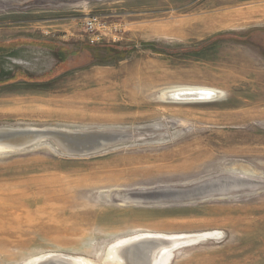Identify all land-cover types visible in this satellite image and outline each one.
I'll list each match as a JSON object with an SVG mask.
<instances>
[{
  "label": "rangeland",
  "instance_id": "1",
  "mask_svg": "<svg viewBox=\"0 0 264 264\" xmlns=\"http://www.w3.org/2000/svg\"><path fill=\"white\" fill-rule=\"evenodd\" d=\"M16 49L0 128L53 135L0 147V264H104L142 235L175 237L164 264H264V0H0ZM198 86L218 94L162 95ZM223 176L245 186L186 197Z\"/></svg>",
  "mask_w": 264,
  "mask_h": 264
},
{
  "label": "bare ground",
  "instance_id": "2",
  "mask_svg": "<svg viewBox=\"0 0 264 264\" xmlns=\"http://www.w3.org/2000/svg\"><path fill=\"white\" fill-rule=\"evenodd\" d=\"M216 94H218V92L214 89H211L208 87H199V86L198 87L172 88V89L165 90L162 93V95L166 99L171 100V96L177 98L178 100L172 99V101H176V102L204 101V100L211 98L212 96H214ZM12 129H15V128H12ZM12 129L0 128V133L6 132V131H9ZM15 130H19V129H15ZM49 130H51V129H49ZM55 131H57V130L55 129ZM63 133L69 134L67 132H63ZM26 136L27 135H25V137ZM71 136H72V134H71ZM0 143H2V142H0ZM15 144H17V143H15ZM2 145L7 146L4 143H2V144H0V147H3ZM19 145H21V144H19ZM175 240H176L175 237H171V236L142 235V236L132 237V238L125 239L122 241H118L117 244H112L110 246V249L108 252V257H107V255H106V257H107V259H109L111 257V260L109 262H107V259L104 258L106 261L105 263H108V264H164L165 260L162 258V256L164 255L163 254L164 250L167 249L166 243H169L170 241H172V242H170L172 244L173 241H175ZM164 244H166V245L164 246ZM59 257H62V256L48 255V256L38 258V259L30 262L29 264H50V263L52 264V262H59V261H57L59 259ZM68 257L66 256L65 260H62V262H59V263H61V264H79L80 263L81 258L77 259V257H73V258L71 256L69 258ZM82 259L87 260V258L86 259L82 258ZM84 262H85V264L88 263L87 261H84ZM91 262H92V260H91ZM101 264H103V262Z\"/></svg>",
  "mask_w": 264,
  "mask_h": 264
},
{
  "label": "water",
  "instance_id": "3",
  "mask_svg": "<svg viewBox=\"0 0 264 264\" xmlns=\"http://www.w3.org/2000/svg\"><path fill=\"white\" fill-rule=\"evenodd\" d=\"M18 49L13 50L8 53H4L0 55V63L2 64V61L4 63L5 59H10L15 57V63L12 62L13 64H16V66H20V61L17 59L16 56H18ZM32 55H35L36 52L32 51L30 52ZM5 64H2L1 66H4ZM0 66V81L7 79L11 76L14 75L15 73V68L13 66L12 69L5 70L4 68ZM29 75H32V72H28ZM171 99L178 100L175 97L171 96ZM53 132L49 130H33V129H19V130H9L6 132H1L0 133V142L6 141L5 145H10L12 146L14 142L12 141L15 139V137L21 136V135H50ZM55 134L62 135L66 138L70 137L67 134L63 132H55ZM244 181L241 179H238L236 177L232 176H223L219 177L216 179H212L209 181L204 182L203 184L197 186L196 188L191 190V193H188L186 197H191V198H197V197H206V196H212L216 194H222V193H228L232 191H236L242 187H244ZM183 193H180V191L177 190H170V189H164V190H159L155 192H149V193H142L139 197H142L146 200H170V199H179L181 198L180 195ZM185 197V198H186ZM51 264V263H50ZM53 264V263H52Z\"/></svg>",
  "mask_w": 264,
  "mask_h": 264
},
{
  "label": "built area",
  "instance_id": "4",
  "mask_svg": "<svg viewBox=\"0 0 264 264\" xmlns=\"http://www.w3.org/2000/svg\"><path fill=\"white\" fill-rule=\"evenodd\" d=\"M98 25V18L96 16H89L84 22V27L87 32H94ZM94 42V39L91 40Z\"/></svg>",
  "mask_w": 264,
  "mask_h": 264
},
{
  "label": "trees",
  "instance_id": "5",
  "mask_svg": "<svg viewBox=\"0 0 264 264\" xmlns=\"http://www.w3.org/2000/svg\"><path fill=\"white\" fill-rule=\"evenodd\" d=\"M16 75H17V74H14L13 76H11V77H9V78H7V79L1 80L0 83L10 81V80H12L13 78H15Z\"/></svg>",
  "mask_w": 264,
  "mask_h": 264
}]
</instances>
